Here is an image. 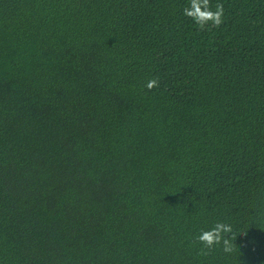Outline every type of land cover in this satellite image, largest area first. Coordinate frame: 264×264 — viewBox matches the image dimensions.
Masks as SVG:
<instances>
[{"label": "trees", "instance_id": "obj_1", "mask_svg": "<svg viewBox=\"0 0 264 264\" xmlns=\"http://www.w3.org/2000/svg\"><path fill=\"white\" fill-rule=\"evenodd\" d=\"M218 2L0 0V264H264V0Z\"/></svg>", "mask_w": 264, "mask_h": 264}, {"label": "clouds", "instance_id": "obj_2", "mask_svg": "<svg viewBox=\"0 0 264 264\" xmlns=\"http://www.w3.org/2000/svg\"><path fill=\"white\" fill-rule=\"evenodd\" d=\"M183 14L204 30L208 25L220 27L224 22L225 8L223 3H216L213 7L211 0H189L188 6L183 9ZM159 79L154 77L147 81L149 90L159 87ZM234 226L230 223L217 221L211 228L202 229L194 238V242L202 245L200 254L210 255L216 246L222 245L225 253L236 251Z\"/></svg>", "mask_w": 264, "mask_h": 264}]
</instances>
